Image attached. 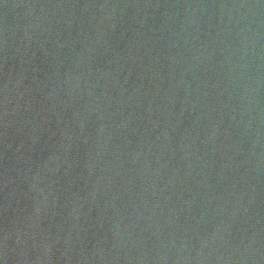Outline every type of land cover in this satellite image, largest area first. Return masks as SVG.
Returning <instances> with one entry per match:
<instances>
[{"label":"water","instance_id":"obj_1","mask_svg":"<svg viewBox=\"0 0 264 264\" xmlns=\"http://www.w3.org/2000/svg\"><path fill=\"white\" fill-rule=\"evenodd\" d=\"M0 264H264V0H0Z\"/></svg>","mask_w":264,"mask_h":264}]
</instances>
